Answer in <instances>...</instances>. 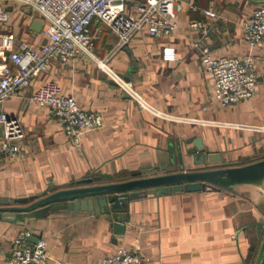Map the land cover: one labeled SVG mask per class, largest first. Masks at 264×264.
I'll return each mask as SVG.
<instances>
[{
	"label": "crops",
	"instance_id": "obj_1",
	"mask_svg": "<svg viewBox=\"0 0 264 264\" xmlns=\"http://www.w3.org/2000/svg\"><path fill=\"white\" fill-rule=\"evenodd\" d=\"M262 1L177 0L180 26L169 36H152L143 28L123 40L95 20L92 30L100 37L91 54L55 59L29 90L6 99L3 108L20 121L24 135L16 154L0 145V206L76 186L90 175L108 183L138 171L141 176L166 173L181 169V159L186 169L187 164L202 168L193 158L199 151L188 153L197 137L208 153L220 156L208 162L211 167L264 159V40L251 46L242 27ZM206 8L219 17L206 15ZM32 13L19 8L8 29L18 41L41 45L46 37L32 29ZM195 20L206 23L207 32L192 27ZM199 39L216 54L256 57L252 97L220 104ZM166 46L175 47L176 59H165ZM50 79L75 94L84 108L100 111L103 125L72 140L56 116L27 98ZM163 167L167 170L155 172ZM128 213L126 233H116L104 214L88 211L49 212L24 221L0 217V264H11L14 238L23 228L48 239V264H95L121 244L138 249L145 264H257L264 238V179L220 190L149 194L132 200Z\"/></svg>",
	"mask_w": 264,
	"mask_h": 264
},
{
	"label": "built area",
	"instance_id": "obj_2",
	"mask_svg": "<svg viewBox=\"0 0 264 264\" xmlns=\"http://www.w3.org/2000/svg\"><path fill=\"white\" fill-rule=\"evenodd\" d=\"M27 7L34 18L44 21L46 41L37 45L27 39L18 41L17 33L8 29L13 14ZM210 17H219L212 9L204 10ZM95 20L102 21L128 40L143 28L152 36H169L179 28L177 0H0V125L4 135L0 145L5 153L16 154L23 137L20 121L4 107L6 99L21 90H29L33 80L49 69L55 59L69 61L81 53L91 54L100 32L92 30ZM194 28L206 23L195 20ZM251 46L264 40V1L242 23ZM202 43V44H201ZM202 61L214 80V93L223 107L252 97L257 88V60L252 53L216 54L211 47L197 40ZM165 59H176L173 46L164 48ZM30 102L56 116L67 135L75 142L91 129L103 125V114L84 108L78 97L64 91L61 83L50 79L27 94ZM33 232L21 229L14 238L11 264H48L49 242L40 236L31 241ZM95 264H145L138 249L121 244L116 251Z\"/></svg>",
	"mask_w": 264,
	"mask_h": 264
},
{
	"label": "water",
	"instance_id": "obj_3",
	"mask_svg": "<svg viewBox=\"0 0 264 264\" xmlns=\"http://www.w3.org/2000/svg\"><path fill=\"white\" fill-rule=\"evenodd\" d=\"M44 21L35 18L31 27L34 31L43 30ZM4 135V127L0 125V136ZM195 146L188 149V153L199 151L194 155V162L204 164L202 168L192 167L180 160L181 169L142 175L144 172L133 173V177L100 183L98 176L90 175L80 179L78 185L58 189L50 192H41L29 197L17 198L5 202L0 206V217H10L24 221L26 218H40L49 212L56 211H88L104 214L112 224L116 233H126L129 203L139 197L149 194H162L178 190H220L230 188L232 184L243 181H261L264 179V159L239 166L211 167L210 161L219 160L217 153H208L202 137L193 139ZM176 162V160H174ZM166 167L155 170L165 171ZM1 202V201H0ZM8 203H14L13 205ZM258 235L263 233V227L258 223ZM262 228V229H261ZM38 236L32 235L31 241L37 242ZM257 264H264V238ZM256 247V246H254Z\"/></svg>",
	"mask_w": 264,
	"mask_h": 264
}]
</instances>
